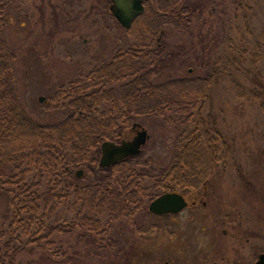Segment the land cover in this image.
Returning <instances> with one entry per match:
<instances>
[{
	"label": "rangeland",
	"instance_id": "obj_1",
	"mask_svg": "<svg viewBox=\"0 0 264 264\" xmlns=\"http://www.w3.org/2000/svg\"><path fill=\"white\" fill-rule=\"evenodd\" d=\"M144 2L158 11L161 0ZM181 3L190 11L182 17L183 23L194 15L181 30L168 25L161 30L164 48L173 60L155 80L196 78L209 71L207 101L191 124L197 123L199 132L207 128L213 138V159L205 165L206 184L188 188L183 195L189 205L179 213L137 211L131 219L113 222L105 234L95 237V245L88 237H78L79 230L55 234L52 249L60 246L64 255L48 256L38 246L23 260L31 264H225L229 259L232 264H253L263 250L264 0ZM109 5V0H29L18 8L5 7L4 36L17 55L20 101L35 121L60 120L65 111L48 107L55 91L134 42ZM135 123L149 136L140 158H151L155 170L166 168L176 152V133L159 117H136ZM138 129H125L123 138H132ZM214 136H218L216 143ZM199 139L206 141L203 136ZM78 169L82 171L73 183L92 179ZM59 210L55 216L72 219L65 204ZM2 214L0 202V219ZM66 255L74 260L68 262Z\"/></svg>",
	"mask_w": 264,
	"mask_h": 264
},
{
	"label": "trees",
	"instance_id": "obj_2",
	"mask_svg": "<svg viewBox=\"0 0 264 264\" xmlns=\"http://www.w3.org/2000/svg\"><path fill=\"white\" fill-rule=\"evenodd\" d=\"M28 1L0 0V264H31L23 256L38 246L48 256L64 255L62 247L52 249L55 234L79 230L78 237L95 245V237L113 222L147 210L158 195L202 187L205 165L213 159L208 129L199 132L197 123L191 125L207 101L209 71L196 78L155 80L173 60L156 38L166 25L181 30L194 15L183 23L182 0H161L158 11L145 3L126 30L134 42L62 84L48 107L65 115L45 124L22 107L17 55L4 36L5 7ZM152 116L176 133V152L166 168L155 170L151 158L142 160L140 154L108 167L97 165L102 142H120L125 129H135L136 117ZM78 168L92 179L73 183ZM61 204L72 211V219L55 216Z\"/></svg>",
	"mask_w": 264,
	"mask_h": 264
},
{
	"label": "water",
	"instance_id": "obj_3",
	"mask_svg": "<svg viewBox=\"0 0 264 264\" xmlns=\"http://www.w3.org/2000/svg\"><path fill=\"white\" fill-rule=\"evenodd\" d=\"M109 9L117 22L129 29L134 19L139 16L144 6L142 0H109ZM43 97H39L42 101ZM139 127L137 123L133 128ZM149 136L144 128L136 131L130 140H121L119 143L104 141L101 144L100 166L108 167L128 156H135L141 153L142 147L147 142ZM77 173V175H79ZM187 206L184 196L178 192H165L153 199L148 210L155 215L176 214L181 212ZM255 264H264V251L258 256Z\"/></svg>",
	"mask_w": 264,
	"mask_h": 264
},
{
	"label": "flooded vegetation",
	"instance_id": "obj_4",
	"mask_svg": "<svg viewBox=\"0 0 264 264\" xmlns=\"http://www.w3.org/2000/svg\"><path fill=\"white\" fill-rule=\"evenodd\" d=\"M142 3H143V6H144V8H145V2H144V0H142ZM181 6H182V3H181ZM182 7H183V6H182ZM183 8H184V7H183ZM186 10H187V9H186ZM189 12H190V11H188V10H187L186 12H183V13H182V16H184L183 18H185L186 15H189ZM142 13H143V12H142ZM199 13H200V12H199ZM160 40H161V36L159 35V36L156 38V41H160ZM215 69H216V68H215ZM216 71H217V70H216ZM216 71H215V72H216ZM214 138H215V143H216V138H218V136H217V137L214 136ZM130 139H131V138H130ZM121 140H126V139L123 138V139H121ZM121 140H120V141H121ZM127 140H129V139H127ZM100 156H101V149H100ZM100 156H99V160H100ZM128 157H129V156H128ZM128 157H126V158H128ZM126 158H124V159H126ZM124 159H122V160H124ZM99 160H98L97 165H100V164H99ZM119 161H121V160H119ZM119 161H118V162H119ZM116 163H117V162H116ZM114 164H115V163H114ZM111 165H113V164H111ZM77 173H79V172L77 171ZM184 198H185V200L187 201V206H188V205H189V201H188V199H187L185 196H184ZM192 203L194 204L195 202L193 201ZM187 206H186V207H187ZM223 233H226V231L223 230ZM263 251H264V248H263L262 251H260V252L257 254V256H255V259H254L255 261L253 260V261H254L253 264L256 263V261H257V259H258V256H259ZM228 260H229V259H227V262H226L225 264H232V263L229 262L230 260H229V261H228ZM213 264H217V263L214 262Z\"/></svg>",
	"mask_w": 264,
	"mask_h": 264
}]
</instances>
